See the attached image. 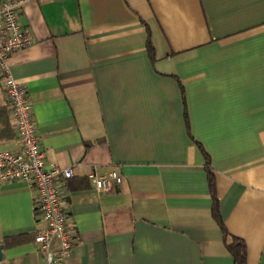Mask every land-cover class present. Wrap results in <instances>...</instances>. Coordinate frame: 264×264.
Here are the masks:
<instances>
[{"label":"crops","instance_id":"1","mask_svg":"<svg viewBox=\"0 0 264 264\" xmlns=\"http://www.w3.org/2000/svg\"><path fill=\"white\" fill-rule=\"evenodd\" d=\"M18 22L31 43L8 73L45 161L72 174L58 187L74 243L55 264H232V239L264 264V0H33ZM14 147L0 83V150ZM111 171L120 186L95 192L88 176ZM32 197L0 183V264H47Z\"/></svg>","mask_w":264,"mask_h":264},{"label":"built area","instance_id":"2","mask_svg":"<svg viewBox=\"0 0 264 264\" xmlns=\"http://www.w3.org/2000/svg\"><path fill=\"white\" fill-rule=\"evenodd\" d=\"M33 0H0V83L5 107L15 133V147L0 150V183L21 181L32 192V210L42 222V229L33 235L35 251L47 264L63 262L74 243L72 230L66 223L68 202L60 194L58 183L71 178V170L45 161L38 146L24 87L11 78L6 61L14 52L31 43L18 16L23 6ZM95 192L107 194L121 184L114 171L88 176Z\"/></svg>","mask_w":264,"mask_h":264},{"label":"trees","instance_id":"3","mask_svg":"<svg viewBox=\"0 0 264 264\" xmlns=\"http://www.w3.org/2000/svg\"><path fill=\"white\" fill-rule=\"evenodd\" d=\"M149 38H150L149 33L147 32L145 49L149 60L153 61V49ZM203 157L205 159L203 170L206 177L208 193L211 199V216L213 220L217 223L220 230L223 232V235H225V231L223 229L221 220L219 218L218 205L214 193V178L204 153H203ZM225 249L232 258V264H245V248H244V244L240 240L232 239L229 243L225 244Z\"/></svg>","mask_w":264,"mask_h":264}]
</instances>
